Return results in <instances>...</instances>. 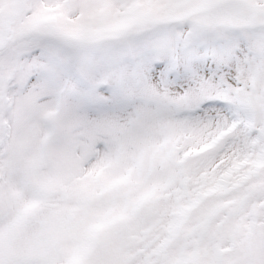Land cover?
Instances as JSON below:
<instances>
[{"label":"snow or ice","instance_id":"6c2138e0","mask_svg":"<svg viewBox=\"0 0 264 264\" xmlns=\"http://www.w3.org/2000/svg\"><path fill=\"white\" fill-rule=\"evenodd\" d=\"M0 264H264V0H0Z\"/></svg>","mask_w":264,"mask_h":264}]
</instances>
